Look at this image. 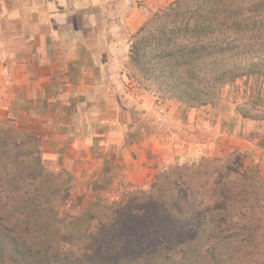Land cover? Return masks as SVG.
Wrapping results in <instances>:
<instances>
[{
	"label": "trees",
	"instance_id": "obj_1",
	"mask_svg": "<svg viewBox=\"0 0 264 264\" xmlns=\"http://www.w3.org/2000/svg\"><path fill=\"white\" fill-rule=\"evenodd\" d=\"M152 19L129 59L163 72L179 98L206 105L216 83L264 76V0L174 1ZM34 138L0 125V264H264L255 169L238 176L224 166L198 185L163 172L148 191L85 208L79 196L63 209L68 197L43 172Z\"/></svg>",
	"mask_w": 264,
	"mask_h": 264
},
{
	"label": "rangeland",
	"instance_id": "obj_2",
	"mask_svg": "<svg viewBox=\"0 0 264 264\" xmlns=\"http://www.w3.org/2000/svg\"><path fill=\"white\" fill-rule=\"evenodd\" d=\"M174 1L183 0H173L158 9L151 7L153 1H146L145 19L134 20L133 33L124 39L128 40L124 43L126 53L119 54L115 68L107 69V73L109 71L117 80L112 100L113 107L116 106L111 115L115 117L116 124L108 129L122 139L125 137V144L110 146L106 151L103 146L91 147L87 159L83 149L56 147L62 143L57 132L48 131V138L55 136V141L58 139L54 146L53 140L42 139L43 135L41 138L34 136L29 141L38 149L43 172L53 177V186L68 197L63 209L76 204L79 196L82 197L80 207L85 208L92 202L110 204L122 200L127 194L148 191L163 172L176 176L178 170H182L187 172L184 174L190 173L192 181L198 185L213 181L215 171L226 166L238 176H241V171L255 169L264 182V76H245L216 83L215 94L210 96L209 103L196 105L179 98L172 80L163 72L158 69L143 72L129 59L131 45L138 32L149 19L153 20L155 13L162 12ZM248 4L250 2H245ZM152 23L157 26V22ZM121 25L118 24V31H122ZM102 58L106 59L104 55ZM131 80L138 81L141 87L138 90L133 88ZM159 99L164 103V116L157 114L156 101ZM74 119L77 123L76 117ZM86 126L91 132L93 122L88 120ZM171 132L185 142L167 149V153L165 149L162 153L163 150L154 151L145 146L147 142H153L152 137H171ZM77 133L69 134L75 136ZM70 150L77 155L78 151L82 152L83 159L73 161L72 157H67ZM104 152L109 153L105 162L107 168L99 161ZM235 156L239 158L237 164ZM141 157L146 159L145 163L142 167L135 166L132 159L140 160ZM233 182L240 184V181ZM90 229L95 234L101 233L95 220L91 222Z\"/></svg>",
	"mask_w": 264,
	"mask_h": 264
},
{
	"label": "crops",
	"instance_id": "obj_3",
	"mask_svg": "<svg viewBox=\"0 0 264 264\" xmlns=\"http://www.w3.org/2000/svg\"><path fill=\"white\" fill-rule=\"evenodd\" d=\"M143 1L0 0V125L43 135L53 146L58 139L48 138V131L57 132L62 143L56 147L83 149L87 159L91 147L106 151L125 144V137L108 129L116 124L111 115L117 80L107 69L126 53L124 39L133 33L134 20L145 19L146 1L158 9L173 0ZM152 138L145 146L162 153L185 142L173 132ZM79 152L66 156L82 160ZM107 155L99 160L104 166ZM145 160L132 162L142 167Z\"/></svg>",
	"mask_w": 264,
	"mask_h": 264
},
{
	"label": "built area",
	"instance_id": "obj_4",
	"mask_svg": "<svg viewBox=\"0 0 264 264\" xmlns=\"http://www.w3.org/2000/svg\"><path fill=\"white\" fill-rule=\"evenodd\" d=\"M130 85L133 88L137 89V90L141 87L140 86V83L138 81H134V80H131L130 81ZM156 104H157V106H156L157 114L164 116L165 109H164V103H163V101L161 99H159V100L156 101Z\"/></svg>",
	"mask_w": 264,
	"mask_h": 264
}]
</instances>
